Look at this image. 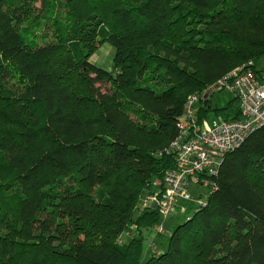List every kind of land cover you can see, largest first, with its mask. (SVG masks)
<instances>
[{
  "label": "trees",
  "instance_id": "16d2710c",
  "mask_svg": "<svg viewBox=\"0 0 264 264\" xmlns=\"http://www.w3.org/2000/svg\"><path fill=\"white\" fill-rule=\"evenodd\" d=\"M106 44L111 70L91 61ZM263 57L264 0H0V264H264V126L166 248L138 211L187 98L240 119L210 96Z\"/></svg>",
  "mask_w": 264,
  "mask_h": 264
},
{
  "label": "built area",
  "instance_id": "2783aa9c",
  "mask_svg": "<svg viewBox=\"0 0 264 264\" xmlns=\"http://www.w3.org/2000/svg\"><path fill=\"white\" fill-rule=\"evenodd\" d=\"M218 87L238 100L241 118L203 119L201 102L209 99V95H190L177 122V136L168 148L175 167L166 172L162 181L154 182L156 190L144 196L139 214L156 204L162 219L167 220L177 213L187 217L189 205L205 207L219 188L216 178L225 155L238 149L264 126L263 65L255 67L251 60L221 78ZM131 229L137 230V226L134 224Z\"/></svg>",
  "mask_w": 264,
  "mask_h": 264
},
{
  "label": "rangeland",
  "instance_id": "374dc122",
  "mask_svg": "<svg viewBox=\"0 0 264 264\" xmlns=\"http://www.w3.org/2000/svg\"><path fill=\"white\" fill-rule=\"evenodd\" d=\"M40 8L42 11L41 3H37V7ZM114 56H115V49L110 46L109 44L103 45L100 50L91 58L92 63L95 65L105 69V70H111L114 62ZM264 66V61L261 59V62L259 63L258 68L260 66ZM211 102L213 107H222L226 104H228V101L230 99H233V96L226 92V91H217L214 92L211 96ZM237 104V103H236ZM161 181V180H156ZM197 189H194V195L197 197L196 193ZM185 222V217L181 216L179 213L175 214L174 216L170 217L169 219H162L160 226H156L155 229H161L162 231H159L160 234H157L156 231H151L149 234L146 235V242L147 245L150 244V240L152 237H154L153 242H156L158 247H161L162 249L166 248L168 240L171 238L172 232L174 229Z\"/></svg>",
  "mask_w": 264,
  "mask_h": 264
},
{
  "label": "water",
  "instance_id": "95a60500",
  "mask_svg": "<svg viewBox=\"0 0 264 264\" xmlns=\"http://www.w3.org/2000/svg\"><path fill=\"white\" fill-rule=\"evenodd\" d=\"M152 209L156 210L157 209V205L153 204Z\"/></svg>",
  "mask_w": 264,
  "mask_h": 264
},
{
  "label": "crops",
  "instance_id": "0c3cea01",
  "mask_svg": "<svg viewBox=\"0 0 264 264\" xmlns=\"http://www.w3.org/2000/svg\"><path fill=\"white\" fill-rule=\"evenodd\" d=\"M97 54V53H96ZM95 56V55H94Z\"/></svg>",
  "mask_w": 264,
  "mask_h": 264
}]
</instances>
